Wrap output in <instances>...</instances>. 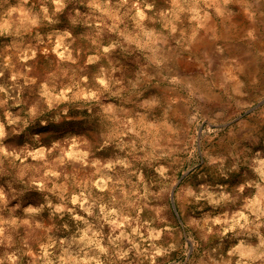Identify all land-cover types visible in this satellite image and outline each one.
Listing matches in <instances>:
<instances>
[{
  "label": "rangeland",
  "instance_id": "374dc122",
  "mask_svg": "<svg viewBox=\"0 0 264 264\" xmlns=\"http://www.w3.org/2000/svg\"><path fill=\"white\" fill-rule=\"evenodd\" d=\"M42 2L43 0H28L27 3H24V0H0V25L6 22L9 25V34L0 35V72H3V76H0V86L8 91V97L0 93V99H8L7 105L0 108V117L5 108L13 115H22L20 107L14 106L15 98L19 95L25 102L30 100L35 95L37 85L44 82L50 73H70L77 68V65H72L70 61H60L53 51L58 38L68 31L72 36L65 39L63 44L74 58L77 57V52L80 53L78 65L81 68L86 54L95 53L91 44L93 39L105 46L117 42L119 47L102 56L99 65L108 72H112L113 68L118 69L114 76L127 78L129 86L137 91H144L159 82L157 94L168 96L173 90L163 81L162 75L183 73L182 80L185 85H194L196 96L193 100L174 105L170 112L171 121L187 125L191 113L199 112V118L205 122L201 125L202 128H217L222 133L220 143L209 151V158L220 159L223 163L203 169L185 165L164 184L146 174L140 165L128 172L119 166L112 171L101 169L99 175H110L113 182L124 180L121 187L128 193L127 196H124L119 188L115 193L118 197L116 202L101 195L106 205L118 210L117 218L123 214L132 217L131 226L125 225L123 229L125 235L131 233L137 225H142L139 231L145 237H159L152 241L141 240L139 236L116 240L115 237L119 236L122 230L97 221V204H93V217L79 213L85 216V223L73 219L67 212H53L47 207L43 196L33 190L24 189L13 181L12 176H0V186L6 191L8 183H13L17 192L23 193L16 195L15 199L9 197L7 206L0 205V218L8 222L3 225L5 236L11 237V242L5 240L0 244V260H3L4 264H11L7 257L16 253V264H47L48 261H51V264H97V261L99 264H150L143 250L154 244L164 252V256L156 257V264H236L241 255L245 254L241 248L229 256V252L235 249L237 243L242 242L254 248L259 244L261 237H264V216L257 221L256 216L249 215L245 208L253 196H264V183H260L258 188L255 186L259 183V173L255 169L260 167L256 161L264 159V150L259 156L256 155L257 147L264 145V17H259L255 22V41L246 39L252 22L242 14L244 0H234L230 7L236 16L223 24H211L196 29L193 25H187L181 17L184 26L177 22V31L173 33L171 27L164 26L168 18L160 17V12L171 7L169 0H141V6L150 3L154 5V9L147 13L149 19L141 25L142 38L128 43L127 39L136 37L140 31L132 20L125 19V22L119 25L120 29L124 30L122 36L108 32L107 28L97 35L96 16L88 7V0H66L67 7L54 16L58 23L44 22L31 31H25L20 24L21 12L28 13L30 17L37 15L40 13ZM112 2L116 4L117 0ZM133 2L134 0H129V7ZM48 7L51 13L53 6L49 3ZM256 7L264 11V0H260ZM77 11L80 15L76 14ZM37 33L42 42H38ZM137 44L140 47H137ZM29 49L35 51V59L21 60V55L26 51L31 55ZM161 57L165 61L164 67L155 69V64ZM132 66L135 67L134 72L131 71ZM89 69H93V66H89ZM13 75L17 76V80L11 79ZM153 75H156V80H152ZM28 77L35 78L37 85L27 86L25 80ZM175 99L183 101L184 98L177 94ZM156 100L157 97L147 96L142 107H139L133 105L136 101L133 94L127 104L133 105L136 111L140 112L138 116L143 119L145 114L154 111ZM125 112L123 107L117 110L108 104L103 108L105 117L119 118ZM59 128L58 134L61 136L84 132V127L80 124L61 125ZM6 131L9 136L4 143L10 151H19L25 141L30 142V137L26 134L17 137L12 134L10 128H6ZM183 131L187 133L189 143L195 140L201 146L204 144L206 137L200 136L195 130L185 127ZM63 139L70 141L72 136L67 135ZM125 143L130 142L126 140ZM179 143L177 141V144ZM121 147L118 144L114 152L108 150L102 155L120 159L134 150V146L124 147L123 150ZM89 158L91 160L96 157L90 154ZM28 162L35 163H26ZM108 162V159H101V164ZM19 163L17 160L16 164ZM234 164L237 169H245L243 175L234 171ZM4 167L9 168L7 160ZM236 180H239L240 184H236ZM249 183L253 186L248 187ZM96 191L93 190L94 194ZM190 191L196 192L197 195L206 191L214 197L223 193L229 199L217 205L209 204L206 200L197 202L189 195ZM136 193H139V198ZM49 199L53 204L60 203L58 197L50 196ZM29 205L37 210L26 212L25 209ZM137 209H142L138 217ZM77 211L79 212L78 208ZM240 212L248 215L253 222L246 229L237 228L228 236L217 234L204 239L209 227H213L214 232L219 228V225L212 226L209 223L211 218L227 213L228 219L231 220ZM12 220L16 221L15 225L11 224ZM24 220H28L32 227L24 225ZM37 224L40 227H36ZM89 227L92 231L88 232V236L91 237L92 232H99L98 239L101 246L108 249L106 253L100 252L94 241L81 242V235ZM125 253L127 255H124ZM61 257H64V260H61ZM256 264H264V261H256Z\"/></svg>",
  "mask_w": 264,
  "mask_h": 264
},
{
  "label": "clouds",
  "instance_id": "9594fccd",
  "mask_svg": "<svg viewBox=\"0 0 264 264\" xmlns=\"http://www.w3.org/2000/svg\"><path fill=\"white\" fill-rule=\"evenodd\" d=\"M27 2L28 0H24V3ZM49 3L53 6L51 13L48 7ZM169 3L171 7L167 11L160 12V17L168 18L164 26L165 28L171 27L173 33L177 31L176 23L181 22V17L187 25H193L196 29H200L206 25L223 24L236 16L230 7L234 0H169ZM259 3L260 0H244L242 14L252 22L246 36L249 41L256 40L255 22L259 17H264V11H260L256 7ZM66 7V0H43L39 14L30 17L28 13L21 12L20 24L25 31H31L32 28L39 27L44 22L48 24L58 23L59 21L54 19V16L63 12ZM88 7L93 10V15L96 16L97 35L107 28L108 32L122 36L124 30H121L119 25L123 24L125 19H131L140 31L137 32L136 37L128 38V43H134L137 39L142 38L143 29L141 25L149 19L147 13L154 9V5L150 3H144L141 6V0H134L130 7L129 0H117L116 4H113L112 0H88ZM12 11H16V9H12ZM76 14L80 15L79 11ZM181 23L184 26L183 22ZM8 29L7 22L0 25V35L9 34ZM18 33L19 29H17ZM71 36V32L65 31L58 38L53 51L60 61H70L72 65H77V68L70 73L67 71L61 74L50 73L49 77L39 85H37L35 78H26L25 84L27 86L37 85V87L34 91L35 95L27 102L21 100L19 95L15 98L14 106L20 107L22 115H13L6 108L3 111L2 117H0V176H12L13 181L22 185L24 189L33 190L43 196L47 202V207L51 208L53 212H67L72 215L73 219L85 223H87L85 216L79 213L83 212L88 217H93V204H97L99 208V213L96 215L97 221H103L122 230L120 235L115 237L116 240L128 239L129 236H139L141 240L145 241L158 239L159 237H145L139 231L142 225H137L131 233L125 235L123 229L125 225L131 226L132 217L123 214L117 218L118 210L106 205L101 195L103 194L112 202H116L118 197L115 193L119 188L121 193L127 196L128 193L121 187L124 180L113 182L112 176L99 175L101 169L112 171L119 166L128 172L136 165H140L146 174L156 178L160 184H164L170 176H175L176 172L185 165L203 169L207 166L223 163L220 159L209 158V151L220 143L222 133L217 128L211 130L202 128L201 125L205 122L199 118V112L191 113L187 125L171 121L170 112L174 105L193 100L196 96L194 85H185L182 80L183 73H165L162 75L163 81H166L167 86L173 90L168 96L157 94L159 82L155 86L147 87L144 91H137L129 86L127 78L122 79L114 76V73L119 71L118 69L113 68L112 72H108L102 65H99L102 56H106L119 47L117 42H111L105 46L93 39L91 44L95 48V53L86 54V59L81 68L78 65L80 53L77 52V57L74 58L63 44V41L71 38ZM37 40L42 42L38 33ZM137 47L140 45L137 44ZM28 51H31V55H28L26 51L21 55V60L35 59V51L32 49ZM66 52L68 55H65ZM164 64V58L161 57L155 64V69H163ZM89 66H93V69H89ZM85 69L89 70L85 71ZM131 71H135L134 66L131 67ZM0 76H3V72H0ZM11 79L17 80V76L13 75ZM152 80H156V75L152 76ZM0 93L8 97V91L3 86H0ZM133 94L136 96L133 105L139 107H142L147 96L157 97L153 105L154 111L145 114L144 118L141 119L138 116L140 112H137L133 105L127 104ZM177 94L184 98L183 101L175 99ZM7 103V98L0 99V108H4ZM105 104L111 105L117 110L123 107L126 112L121 114L119 118L105 117L103 115ZM69 124L82 125L84 132L59 135V126ZM185 127L195 130L200 136L206 137L204 144L201 146L195 140L189 143L187 133L183 131ZM6 128H10L12 134L17 137L26 134L30 137V142L25 141L19 151H10L4 143L9 136ZM67 135L72 136L70 141L63 139ZM84 136L87 138H81ZM126 140L130 143H125ZM177 141L180 143L177 144ZM118 144L122 146L121 150L129 146H134V150L120 159H112L111 155H102L108 150L114 152ZM262 150H264V145H259L256 149V155L259 156ZM90 154H94L96 158L90 160ZM101 159H108L109 162L101 164ZM6 160L9 164L7 169L4 167ZM17 160L20 161L19 165L16 164ZM27 161L35 163H26ZM256 163L260 165L259 168L255 169L259 173V183L255 185L258 188L260 183H264V170H262L264 169V159L257 160ZM232 167L239 175H243L244 168L237 169L235 164ZM186 175L187 173H185ZM225 179L228 178L225 177ZM235 183L240 184V181L236 180ZM110 185L112 186L110 187ZM252 186L251 183L248 184V187ZM94 189L97 190L95 194ZM18 194L23 193H18L17 188L13 187V183H8V191L0 186V205L7 206L9 197L15 199ZM136 195L139 198V193ZM189 195L197 202L206 200L207 203L213 205L229 199L223 193L219 197H214L212 193L206 191H201L199 195L190 191ZM50 196L58 197L60 203L53 204L49 199ZM245 208L249 215H255L256 220L259 221L260 217L264 216V196H253ZM36 210L31 205L25 209L29 213ZM140 211L142 209H137V217ZM6 223L8 222L0 218V244H3L5 240L11 242V237L5 236L3 225ZM22 223L32 227L28 220H24ZM209 223L212 226L219 225V228H216L214 232L213 227H209L204 237L205 240L217 234L228 236L237 228L246 229L253 222L248 215L240 212L231 220L228 219L227 213L223 216H215L209 220ZM11 224L15 225L16 221L12 220ZM36 227H40V225L37 224ZM89 231H92L91 227L83 232L80 237L81 242L87 240L92 243L94 241L99 251L106 253L108 249L101 246L98 239L99 232H92V236L89 237ZM169 247L171 248L172 245ZM241 248L244 249L245 254L241 255L236 264H256V261H264V237H261L259 244L254 248L246 246L242 242L237 243L235 249L229 252V256L234 255ZM47 254L45 249V256ZM143 254L150 261V264H156L157 256H164V252L156 248L154 244H150L149 248L144 249ZM7 259L11 261V264H16L18 257L16 253H12L8 255ZM60 259L64 260V257ZM0 264H4V261L0 260ZM47 264H51V261H48Z\"/></svg>",
  "mask_w": 264,
  "mask_h": 264
}]
</instances>
